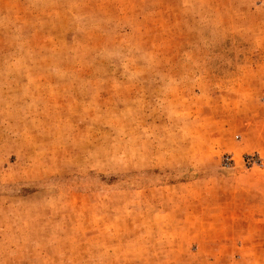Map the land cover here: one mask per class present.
<instances>
[{
    "label": "rangeland",
    "instance_id": "1",
    "mask_svg": "<svg viewBox=\"0 0 264 264\" xmlns=\"http://www.w3.org/2000/svg\"><path fill=\"white\" fill-rule=\"evenodd\" d=\"M0 264H264V0H0Z\"/></svg>",
    "mask_w": 264,
    "mask_h": 264
}]
</instances>
